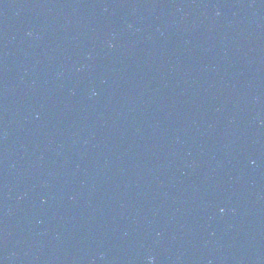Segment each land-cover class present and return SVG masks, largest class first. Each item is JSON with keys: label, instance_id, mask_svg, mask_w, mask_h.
I'll return each instance as SVG.
<instances>
[{"label": "water", "instance_id": "water-1", "mask_svg": "<svg viewBox=\"0 0 264 264\" xmlns=\"http://www.w3.org/2000/svg\"><path fill=\"white\" fill-rule=\"evenodd\" d=\"M16 264H264V0H89Z\"/></svg>", "mask_w": 264, "mask_h": 264}]
</instances>
